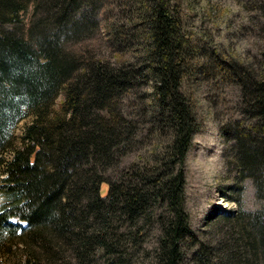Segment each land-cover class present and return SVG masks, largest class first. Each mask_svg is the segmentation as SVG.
<instances>
[{
  "label": "trees",
  "instance_id": "obj_1",
  "mask_svg": "<svg viewBox=\"0 0 264 264\" xmlns=\"http://www.w3.org/2000/svg\"><path fill=\"white\" fill-rule=\"evenodd\" d=\"M171 1L143 0L147 63L113 70L67 49L96 34L101 0H0V175L6 176L0 255L23 245L25 264H96L99 258L129 264L128 246L141 242V223L158 221L156 264H184L193 234L183 165L198 125L182 89L190 74H205L208 65H201ZM254 1L264 12V0ZM31 5L25 33L22 17ZM210 57L240 89L246 120L236 126L232 159L240 178L251 180L264 199V67L229 62L215 52ZM146 81L154 84L157 124L170 130L172 143L166 159L112 183L103 196V173L127 156L137 132L118 102ZM61 93L64 102L55 109ZM30 116L19 141L15 128ZM235 243L218 261L201 255L202 264H264V211L241 227Z\"/></svg>",
  "mask_w": 264,
  "mask_h": 264
},
{
  "label": "rangeland",
  "instance_id": "obj_2",
  "mask_svg": "<svg viewBox=\"0 0 264 264\" xmlns=\"http://www.w3.org/2000/svg\"><path fill=\"white\" fill-rule=\"evenodd\" d=\"M101 2L96 34L69 44L68 52L101 60L113 70L130 65L144 67L151 43L149 35L143 32L144 21L140 19L143 0ZM176 4L185 36L196 48L197 57H202L201 65H208L205 74H198L199 71L190 74L182 89L198 125L183 165L184 207L193 234L185 246L184 264H202L201 255L211 254L209 261L212 262L228 256L236 248L235 240L241 227L249 228L251 218L264 211V199L257 197L251 180L240 178L232 159L236 126L246 120L240 111V89L223 78L220 64L210 57L215 52L217 57L229 62L264 67V12L254 0H172L170 8H176ZM33 8L31 5L22 17L25 33L30 28ZM130 36L136 40L130 43ZM153 90L154 84L146 81L118 102L119 112L136 123L137 132L127 156L103 173L108 182L101 186L103 196L109 193L112 183L123 182L127 175L141 168H153L157 161L166 159L165 150L171 145L173 135L168 128L157 124L158 113L150 96ZM63 102L64 93H61L55 109ZM32 122L30 116L15 128L19 141ZM12 156L13 152L5 155L9 159ZM5 177L0 175V189ZM3 204L0 191V210ZM142 225L143 237L138 247L128 246L129 264H156L161 224L157 221ZM25 252L23 245L18 248L11 245V252L0 255V264H25ZM96 264L109 262L99 258Z\"/></svg>",
  "mask_w": 264,
  "mask_h": 264
}]
</instances>
